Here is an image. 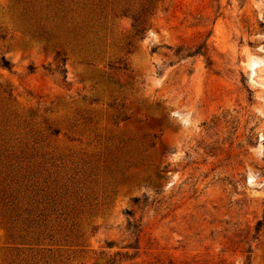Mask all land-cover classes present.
I'll use <instances>...</instances> for the list:
<instances>
[{
  "label": "rangeland",
  "instance_id": "obj_1",
  "mask_svg": "<svg viewBox=\"0 0 264 264\" xmlns=\"http://www.w3.org/2000/svg\"><path fill=\"white\" fill-rule=\"evenodd\" d=\"M151 1L62 66L0 0V264H264V0Z\"/></svg>",
  "mask_w": 264,
  "mask_h": 264
},
{
  "label": "trees",
  "instance_id": "obj_2",
  "mask_svg": "<svg viewBox=\"0 0 264 264\" xmlns=\"http://www.w3.org/2000/svg\"><path fill=\"white\" fill-rule=\"evenodd\" d=\"M21 4L19 17L22 24L26 25V32L30 37H41L44 41L55 48L56 58L62 61V66L67 58L65 50L72 51L77 48L80 53L83 47L89 46L95 50H99L100 44L103 41L104 32L108 30V23L113 18L119 16H126L132 19V25L135 26L134 35L143 33L142 27L145 21V16L151 13L152 1L144 0L141 2L139 9H132L130 6L121 7L116 10L111 9L107 19L104 13L105 2L107 0H16ZM109 3V2H108ZM112 4V2H110ZM109 20V21H108ZM24 24V25H25ZM125 47L130 44L126 43ZM206 43H202L194 50L190 51L187 55H203L208 61L206 55ZM210 64V62H207ZM0 65L3 67H10V63L4 56L0 57ZM114 69H127L126 65L115 66L110 64ZM62 78L65 79V69H60ZM127 116H123L126 119ZM51 129V128H50ZM57 133L56 129H51V134ZM5 151V150H4ZM1 157V156H0ZM0 164L4 166V162ZM12 166V164H9ZM21 179L28 180V175L21 176ZM30 179V178H29ZM44 182H46L44 180ZM28 186H18L19 189L12 190L7 196L9 197L10 210L9 215L5 218V222L12 223L22 219V224L25 226L24 231L28 232L29 229L37 228L39 220L32 217L34 208L31 207L35 203H39L38 193L43 189L36 191ZM32 188V189H30ZM21 189V190H20ZM40 197V196H39ZM42 197V196H41ZM138 201V198H134ZM37 207V206H36ZM2 218V217H1ZM264 227V211L261 219H258L251 234V239H256ZM30 232V231H29ZM32 233L34 231H31ZM110 245L112 243H109ZM137 248V247H135ZM247 252L251 251V246L246 249Z\"/></svg>",
  "mask_w": 264,
  "mask_h": 264
}]
</instances>
